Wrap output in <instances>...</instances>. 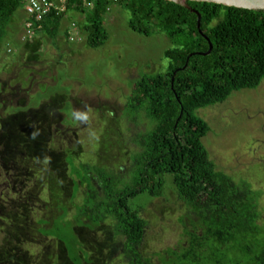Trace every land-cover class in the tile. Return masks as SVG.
Returning a JSON list of instances; mask_svg holds the SVG:
<instances>
[{
  "label": "trees",
  "instance_id": "1",
  "mask_svg": "<svg viewBox=\"0 0 264 264\" xmlns=\"http://www.w3.org/2000/svg\"><path fill=\"white\" fill-rule=\"evenodd\" d=\"M22 3L0 0V44L6 41L13 49L21 40L13 42L9 31ZM108 4L109 0H93V6L86 8L82 0H71L70 12L81 18L75 21L81 40L84 32L90 47L101 46L108 38L103 25ZM118 4L129 11L131 29L145 36L164 34L171 43L163 54L164 72L146 73L135 80L125 103L127 120L137 125L145 119L146 130L131 136L134 146L122 165L77 162L70 150L56 157V166L69 169L64 183L70 187L51 188L53 181L45 176L51 184L45 189L48 202L55 209L49 218L37 215L33 197L12 205L1 203L0 257L7 244L8 250L14 245L27 251L32 242L23 237L28 233L36 237L30 238L34 242L41 240L37 234L55 238L71 264H90L77 231L94 230L108 221L113 235L123 237L120 253L125 264H264L260 208L264 190L254 188L246 177L237 180L217 168L202 143L209 126L197 115L199 108L223 102L233 91L259 85L264 77V11L190 0L189 9L168 0H119ZM197 14L208 39L199 32ZM61 18H46L40 37H54ZM36 39L21 41V48L15 49V56L26 52L23 59L28 68L21 71L34 73L32 63H42ZM209 42L212 48L203 54ZM21 109V105L10 106L9 112ZM39 143L40 152L51 159L53 148L46 151L45 144ZM169 180L176 199L186 208L179 219L184 240L147 256L140 247L148 221L140 209L130 206L129 199L140 193L165 197ZM14 194L18 196V191ZM78 197L80 202H75Z\"/></svg>",
  "mask_w": 264,
  "mask_h": 264
},
{
  "label": "rangeland",
  "instance_id": "2",
  "mask_svg": "<svg viewBox=\"0 0 264 264\" xmlns=\"http://www.w3.org/2000/svg\"><path fill=\"white\" fill-rule=\"evenodd\" d=\"M23 13L19 9L11 25L9 38L13 42L23 32ZM78 19L81 18L77 14L68 13L61 29L70 28V23ZM129 19L128 10L113 4L104 17L108 38L103 45L88 46L84 32L81 41L63 42L60 46H52L50 41L44 43L40 53L47 60L43 66L32 63L34 73L21 71L28 68L23 59L26 52L15 56V49L19 50L23 42L16 43L14 49L6 41L0 44V82H4L0 86V204L12 205L18 199L33 197L38 216L53 215L55 209L45 190L51 184L47 185L49 180L45 176L53 181L51 188L57 184L70 187L64 183L68 167L56 166V157L62 158L66 150L76 153L77 162L122 165L128 160L125 155L134 146L130 138L134 132L146 130V121L134 125L127 120V97L135 80L143 74L164 72L167 60L163 54L171 47L164 34L145 36L134 31L129 27ZM59 31L63 37L64 31ZM38 71L45 74L41 76ZM42 85L51 86V91H41ZM16 105L23 109L10 113V106ZM197 115L209 126L202 143L217 168L237 180L246 177L254 188L264 190V77L257 87L233 91L225 101L199 108ZM39 142L45 144L46 151L53 148L51 159L40 152ZM169 185H173L170 180L165 184V197L140 193L129 199L130 206L140 209L148 221L140 247L144 255L184 240L179 219L186 208ZM42 191V198L36 199ZM80 200L78 197L75 202ZM260 208L264 222V194ZM69 210L71 215L73 204ZM77 232L90 264H125L120 253L123 237L113 235L110 222ZM23 238L32 242L28 250L14 245L8 250L7 244L0 264H71L55 238L37 234L41 240L34 242L36 237L28 233ZM153 261L156 263V258Z\"/></svg>",
  "mask_w": 264,
  "mask_h": 264
},
{
  "label": "built area",
  "instance_id": "3",
  "mask_svg": "<svg viewBox=\"0 0 264 264\" xmlns=\"http://www.w3.org/2000/svg\"><path fill=\"white\" fill-rule=\"evenodd\" d=\"M118 1L109 0L106 11H109L113 4H118ZM82 2L86 8L93 6V0H82ZM70 5L71 0H23L21 7L24 12L23 32L20 40L23 42L34 40L42 32L46 18H65L71 11ZM65 37L69 42L81 41V35L74 20L70 23V28L67 27Z\"/></svg>",
  "mask_w": 264,
  "mask_h": 264
},
{
  "label": "water",
  "instance_id": "4",
  "mask_svg": "<svg viewBox=\"0 0 264 264\" xmlns=\"http://www.w3.org/2000/svg\"><path fill=\"white\" fill-rule=\"evenodd\" d=\"M172 1L174 3L180 4L186 8H190V6L187 4V1L189 0H168ZM190 1H200V2H210L215 4H222L225 6H233L237 8H244V9H250V10H261L264 11V0H190ZM194 11V10H193ZM197 27L199 29V32L202 33V30L200 29V15L197 14ZM202 35L206 38L207 36L202 33ZM212 48V44L209 42V49L206 53L207 54Z\"/></svg>",
  "mask_w": 264,
  "mask_h": 264
},
{
  "label": "crops",
  "instance_id": "5",
  "mask_svg": "<svg viewBox=\"0 0 264 264\" xmlns=\"http://www.w3.org/2000/svg\"><path fill=\"white\" fill-rule=\"evenodd\" d=\"M24 14V13H23ZM24 18V17H23ZM64 19V18H63ZM63 19H61V21H60V26L58 25V29H57V31H56V33H55V36L54 37H52V38H50V37H46V35H42L41 37H40V35L38 36V38L39 39H36V41H38L39 42V46H40V50H42V47L48 42V41H50L51 42V45L52 46H56L55 44H57V45H59L60 46V44H63V42H65L66 44H68V42H67V39H66V37H65V33H66V29H67V27L66 28H64V29H61V25L63 24L62 23V21H63ZM23 20V19H22ZM64 25V24H63ZM59 30H62V31H64V35H63V37H62V34H61V32L59 31ZM45 43V44H44ZM42 59V63L40 62L38 65L39 66H43V65H45V62H46V58H41ZM41 61V60H40ZM38 68V67H37Z\"/></svg>",
  "mask_w": 264,
  "mask_h": 264
}]
</instances>
